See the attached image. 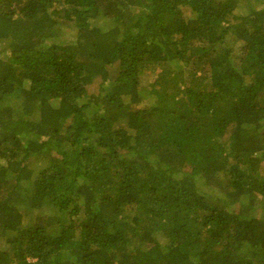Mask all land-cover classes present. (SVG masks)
Returning <instances> with one entry per match:
<instances>
[{
    "label": "trees",
    "instance_id": "1",
    "mask_svg": "<svg viewBox=\"0 0 264 264\" xmlns=\"http://www.w3.org/2000/svg\"><path fill=\"white\" fill-rule=\"evenodd\" d=\"M248 4L0 0V264H264V2Z\"/></svg>",
    "mask_w": 264,
    "mask_h": 264
},
{
    "label": "rangeland",
    "instance_id": "2",
    "mask_svg": "<svg viewBox=\"0 0 264 264\" xmlns=\"http://www.w3.org/2000/svg\"><path fill=\"white\" fill-rule=\"evenodd\" d=\"M259 2H264V0H259ZM248 5H254V0H248ZM257 8H261V5H258L257 4ZM138 9L136 8H133L132 9V12L133 13H138ZM103 23H107L106 20H102L101 19H98L97 20V24L98 25H102ZM64 29V34H65V37H68L71 38L72 37V34L74 33L73 29H70V28H63ZM3 46V44H0V48ZM183 67V66H182ZM172 69H174V64L173 62H169V63H166V64H162V65H158L157 67L153 68V69H149L148 71H145L143 73V75L139 76V81H140V84L143 86V87H149L152 85L153 81L155 80L156 78V75L159 74L160 72L162 71H165V72H169L171 71ZM178 69V68H177ZM175 70V69H174ZM180 71H183V68L182 69H179ZM190 74V71L187 73V76ZM200 76V72H197L196 73V77ZM187 79V78H186ZM186 82L188 84H190L188 82V79L186 80ZM203 84H207V79L204 81ZM96 92V84L93 83L91 84L90 86L87 87V95H89L90 93H95ZM143 95L147 96L148 95V92L147 91H143L142 92ZM86 95V96H87ZM11 101H14V100H11L10 98H8V100L6 102H4L5 105H9L11 104L10 102ZM150 102L152 103H155V99L153 97H150L149 99ZM83 100H79L78 103H82ZM47 161L45 159L44 156H40L34 163V170L35 172L37 170H39L40 168L42 167H45L47 165ZM237 206L238 204H235V205H232V207H236L237 209ZM10 238V237H8ZM0 246L3 248V249H8L9 248V243H8V240H7V237H5L4 239L0 240Z\"/></svg>",
    "mask_w": 264,
    "mask_h": 264
}]
</instances>
